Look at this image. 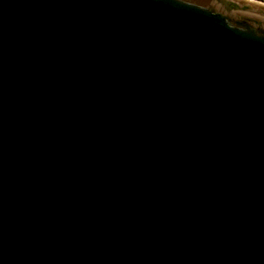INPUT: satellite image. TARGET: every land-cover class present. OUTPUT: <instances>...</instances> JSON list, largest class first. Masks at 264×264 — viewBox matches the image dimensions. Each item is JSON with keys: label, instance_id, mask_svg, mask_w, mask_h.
Masks as SVG:
<instances>
[{"label": "water", "instance_id": "obj_1", "mask_svg": "<svg viewBox=\"0 0 264 264\" xmlns=\"http://www.w3.org/2000/svg\"><path fill=\"white\" fill-rule=\"evenodd\" d=\"M0 264H264V6L0 0Z\"/></svg>", "mask_w": 264, "mask_h": 264}, {"label": "bare ground", "instance_id": "obj_2", "mask_svg": "<svg viewBox=\"0 0 264 264\" xmlns=\"http://www.w3.org/2000/svg\"><path fill=\"white\" fill-rule=\"evenodd\" d=\"M248 1L264 6V2H259L255 0H248Z\"/></svg>", "mask_w": 264, "mask_h": 264}, {"label": "rangeland", "instance_id": "obj_3", "mask_svg": "<svg viewBox=\"0 0 264 264\" xmlns=\"http://www.w3.org/2000/svg\"><path fill=\"white\" fill-rule=\"evenodd\" d=\"M255 1L264 2V0H255Z\"/></svg>", "mask_w": 264, "mask_h": 264}]
</instances>
